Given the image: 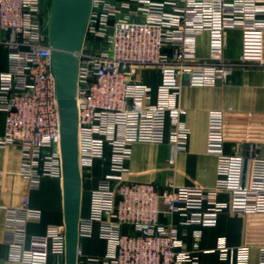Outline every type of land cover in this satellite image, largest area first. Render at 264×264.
Here are the masks:
<instances>
[{"label":"built area","instance_id":"built-area-1","mask_svg":"<svg viewBox=\"0 0 264 264\" xmlns=\"http://www.w3.org/2000/svg\"><path fill=\"white\" fill-rule=\"evenodd\" d=\"M232 29L264 31V0H92L83 47L78 53L77 85L80 170L104 162L110 150V173L91 196V214L80 220V235L100 223L103 238L117 245L111 259L85 258L86 264H183L194 262L183 249L178 228L164 215H180L183 225L213 227L219 215L264 214V158L258 145L245 153L226 154L225 112L210 111L207 151L218 159L215 187L164 186L125 179L134 143L163 144L167 125L173 154L185 151L189 131L186 111L177 99L183 86L207 87L226 82L236 67L224 59L226 33ZM0 42L8 50V68L0 73V112L5 115L2 146L17 145L22 172L32 190L46 178H63L61 119L49 45V17L43 0H0ZM209 34V54L200 58L197 39ZM140 68L160 77L159 101L151 87L137 81ZM231 194L230 203L219 200ZM108 215L109 219L105 216ZM42 212L24 207L10 212L6 242L20 264H65L66 227L54 225L45 235L28 237L26 224ZM21 218L20 220L18 218ZM129 225L133 231L122 233ZM218 252L227 264H247L250 246ZM81 252L78 251V255ZM264 264V244L259 246Z\"/></svg>","mask_w":264,"mask_h":264},{"label":"crops","instance_id":"crops-1","mask_svg":"<svg viewBox=\"0 0 264 264\" xmlns=\"http://www.w3.org/2000/svg\"><path fill=\"white\" fill-rule=\"evenodd\" d=\"M44 1L46 16L49 17ZM7 37L0 31V41ZM197 53L200 58L209 54V34L203 33L197 39ZM240 57L246 64L235 68L226 82L214 86H183L178 96V105L186 111L182 120L189 131L185 151L173 154L169 134L172 125H167V140L163 144L134 143L132 156L127 163L125 179L131 183H151L164 186L173 182L178 186L213 188L218 178V159L207 151L208 116L210 111L225 112L226 154L245 153L250 143L258 145L264 158V31L232 29L226 33L224 59L238 62ZM8 68V50L0 42V73ZM137 81L151 87V98L159 101V73L153 68H140ZM5 132V115L0 112V138ZM110 173V150L106 160H95L92 167L81 170L80 220L91 214V196L99 180ZM76 182L72 194L75 198ZM30 199V208L42 212L39 222L26 224L28 237L45 235L50 226L65 225L64 186L62 179L46 178L39 190H32L29 179L22 172L21 151L17 145L0 144V264H20L12 258L10 245L6 242V228L10 212L24 207ZM219 200L230 203L231 194L220 193ZM109 219L108 215L105 216ZM21 219L20 217L18 218ZM162 220L175 225L183 243V249L193 253L194 262L183 264H227L218 252L220 239L229 246H250L249 262L259 263V246L264 244V214L222 212L216 226L199 227L183 225L180 215H164ZM80 223V221H79ZM129 225L121 227L122 233H129ZM100 223H93L90 234L80 235L77 264H86L85 258L111 259L117 245L102 237ZM56 257H50V264H56ZM66 264V257H65Z\"/></svg>","mask_w":264,"mask_h":264},{"label":"water","instance_id":"water-1","mask_svg":"<svg viewBox=\"0 0 264 264\" xmlns=\"http://www.w3.org/2000/svg\"><path fill=\"white\" fill-rule=\"evenodd\" d=\"M92 0H52L49 12V45L61 119V149L66 227V264H77L81 206L77 85ZM76 184L75 198L72 194Z\"/></svg>","mask_w":264,"mask_h":264},{"label":"rangeland","instance_id":"rangeland-1","mask_svg":"<svg viewBox=\"0 0 264 264\" xmlns=\"http://www.w3.org/2000/svg\"><path fill=\"white\" fill-rule=\"evenodd\" d=\"M51 3H52V0H49L48 6H47V10H48V12H47V13H49V12H50Z\"/></svg>","mask_w":264,"mask_h":264},{"label":"bare ground","instance_id":"bare-ground-1","mask_svg":"<svg viewBox=\"0 0 264 264\" xmlns=\"http://www.w3.org/2000/svg\"><path fill=\"white\" fill-rule=\"evenodd\" d=\"M79 167H80V164H79Z\"/></svg>","mask_w":264,"mask_h":264}]
</instances>
